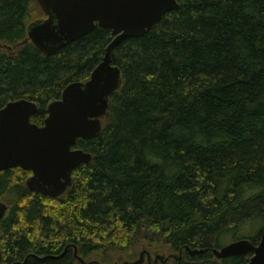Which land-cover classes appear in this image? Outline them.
<instances>
[{"label":"trees","instance_id":"trees-1","mask_svg":"<svg viewBox=\"0 0 264 264\" xmlns=\"http://www.w3.org/2000/svg\"><path fill=\"white\" fill-rule=\"evenodd\" d=\"M143 36L110 52L121 84L100 133L72 148L90 153L51 198L0 172V264H112L173 255L156 264H247L212 249L253 244L264 228V0H176ZM45 15L36 0H0V108L26 99L42 125L47 105L88 80L111 32L95 25L51 55L27 39ZM201 250L199 254L187 251ZM137 257V258H136ZM143 264V263H142ZM147 264V263H146Z\"/></svg>","mask_w":264,"mask_h":264},{"label":"water","instance_id":"water-1","mask_svg":"<svg viewBox=\"0 0 264 264\" xmlns=\"http://www.w3.org/2000/svg\"><path fill=\"white\" fill-rule=\"evenodd\" d=\"M45 15L27 27V39L43 55H51L68 43L91 31L95 24L111 32V41L105 49L102 61L93 69L88 80L72 82L62 91L59 99L46 108L47 116L41 126L30 121L37 112L35 103L26 99L9 101L0 108V171L20 167L31 171L25 181L30 191L43 196L58 197L71 184L72 171L91 161L90 153L72 147L78 139L96 137L102 128L109 98L121 84V73L111 63L112 47L124 38H138L150 30L168 12L178 8L176 0H36ZM7 205L0 201V219ZM72 247L73 255L80 264H99L96 260L85 261L77 254L74 245H67L62 256ZM199 254L201 250H190ZM251 253L247 264H264V228L259 240L253 244L248 239L231 241L212 249L218 258H229ZM2 253L0 249V261ZM42 261L50 256L30 254ZM176 256H152L142 250L133 261L115 264H156Z\"/></svg>","mask_w":264,"mask_h":264},{"label":"rangeland","instance_id":"rangeland-1","mask_svg":"<svg viewBox=\"0 0 264 264\" xmlns=\"http://www.w3.org/2000/svg\"><path fill=\"white\" fill-rule=\"evenodd\" d=\"M158 254V253H157ZM137 258V257H136ZM124 260H126V259H124L123 257L122 258H117V259H115L113 262H112V264H115L116 262H122V261H124ZM129 261H133V260H129ZM143 264H146V262H144Z\"/></svg>","mask_w":264,"mask_h":264},{"label":"flooded vegetation","instance_id":"flooded-vegetation-1","mask_svg":"<svg viewBox=\"0 0 264 264\" xmlns=\"http://www.w3.org/2000/svg\"><path fill=\"white\" fill-rule=\"evenodd\" d=\"M95 25H96V24H95ZM97 25H98V24H97ZM92 71H93V70H92ZM36 106H37V105H36ZM30 121H31V119H30ZM39 126H41V125H39ZM73 149H74V148H73ZM19 168H20V167H19ZM8 169H12V168H8ZM5 170H6V169H5ZM3 171H4V170H3ZM25 171H29V170H25ZM0 172H1V171H0ZM29 172H30V174L28 175V177L26 178V180H27V179L31 176V174H32L31 171H29ZM26 180H25V181H26ZM25 186H26V185H25ZM69 186H70V185H69ZM69 186H68V187H69ZM26 188H27V187H26ZM27 189H28V188H27ZM28 190H29V189H28ZM64 193H65V192H64ZM51 198H52V197H51Z\"/></svg>","mask_w":264,"mask_h":264}]
</instances>
